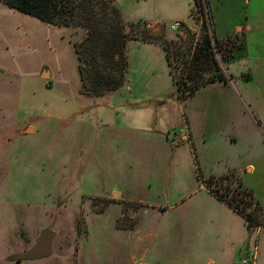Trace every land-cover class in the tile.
Masks as SVG:
<instances>
[{
    "label": "rangeland",
    "instance_id": "obj_1",
    "mask_svg": "<svg viewBox=\"0 0 264 264\" xmlns=\"http://www.w3.org/2000/svg\"><path fill=\"white\" fill-rule=\"evenodd\" d=\"M114 1L126 33L135 34L128 28L135 23L153 40L128 42L123 84L101 96L84 90L79 72L75 45L87 30L50 25L0 2V264L232 261L223 246L230 236L215 224L224 206L209 188L212 172H224L219 159L228 166L252 160L257 172L243 180L264 207V69H256L250 87L240 83L252 94L258 127L253 116H242L241 126L255 128L256 152L247 154L241 144L212 154L203 145L201 94L181 101L171 75L182 69L176 48L192 37L195 45L205 31L214 37L209 8L207 30L194 9L191 22L173 31L172 20L188 18L193 0ZM158 18L165 23H154ZM229 179L215 178L213 187L233 193L241 180ZM253 229L248 251L238 250L233 264L251 253L264 264V229ZM43 230L57 235L51 257L10 260L30 250Z\"/></svg>",
    "mask_w": 264,
    "mask_h": 264
},
{
    "label": "trees",
    "instance_id": "obj_2",
    "mask_svg": "<svg viewBox=\"0 0 264 264\" xmlns=\"http://www.w3.org/2000/svg\"><path fill=\"white\" fill-rule=\"evenodd\" d=\"M5 6L44 23L58 27H75L88 31L84 41L75 45L79 61V72L83 88L94 96L115 91L124 81V55L130 40L140 37L144 42L153 40V35L143 37L137 24L129 25L133 34L126 33L121 9L114 0H0ZM206 8L210 12V0H194L192 9L203 19L204 29ZM140 35V36H139ZM220 41L205 31L201 40L195 45L193 37L189 46L174 50L175 60L182 69H171L173 81L177 86V97L181 101L193 99L203 88L215 83H227L228 77L223 71L219 57L229 64L235 60L242 49L235 39ZM152 42V41H150ZM230 176L221 177V182L230 180ZM215 177L210 178V192L220 201L226 203L239 213L252 228L264 224V207L255 198L251 190L242 183L233 193L222 185L213 187ZM232 193V194H231ZM254 206L252 211L247 207Z\"/></svg>",
    "mask_w": 264,
    "mask_h": 264
},
{
    "label": "crops",
    "instance_id": "obj_3",
    "mask_svg": "<svg viewBox=\"0 0 264 264\" xmlns=\"http://www.w3.org/2000/svg\"><path fill=\"white\" fill-rule=\"evenodd\" d=\"M210 3L214 36L220 41L236 37L235 39L242 49L236 54L237 58L227 64V72L232 80L228 78L227 83H215L203 88L190 102L196 100L201 94L202 120L208 123L204 125L203 145L211 148L209 152L218 154L220 147L227 148L229 145L236 147L245 144L247 154L253 153V150L256 152L257 149L256 130L248 127V124L244 128L241 126L242 116H249V121L252 116L254 117L255 112L250 104L252 94L247 87H242V91L240 83L248 84L247 86L250 87V84L256 79L254 75L256 69H264V0H210ZM191 11L189 9L188 18L176 17L172 22L188 25L192 20ZM154 23H165V21L158 18ZM166 23H170V21ZM229 68H233V73L229 72ZM216 121L223 123L217 127L214 124ZM255 122V127L256 125L258 127L256 119ZM260 127L262 128V124ZM260 127V136H263ZM261 141L264 143L263 140ZM203 149L202 154L206 158ZM229 150L234 152L230 146ZM226 162L224 159H219L218 163L225 166L224 172L221 174L212 172L211 177L219 178L236 174L244 188L250 190L245 185L243 178L245 174L252 175L257 172V167L252 163V160L243 166H228ZM211 195L224 206L225 212H222V219L215 224L222 229L224 235L230 236L228 241H224L223 246L231 248L232 252L228 259H232V261H222L221 258L210 259L207 264H233L235 253L238 250L246 251L250 247V240H248L250 229L243 216L226 203L218 200L213 194ZM227 215L236 217V221L232 219L233 217L226 218ZM251 232H253L252 229ZM241 264H259V261H256V253H251Z\"/></svg>",
    "mask_w": 264,
    "mask_h": 264
},
{
    "label": "water",
    "instance_id": "obj_4",
    "mask_svg": "<svg viewBox=\"0 0 264 264\" xmlns=\"http://www.w3.org/2000/svg\"><path fill=\"white\" fill-rule=\"evenodd\" d=\"M252 230H254L252 228ZM56 233L51 230H43L40 233L38 242L28 251L15 255L10 258L12 262H35L49 258L53 254V245Z\"/></svg>",
    "mask_w": 264,
    "mask_h": 264
},
{
    "label": "built area",
    "instance_id": "obj_5",
    "mask_svg": "<svg viewBox=\"0 0 264 264\" xmlns=\"http://www.w3.org/2000/svg\"><path fill=\"white\" fill-rule=\"evenodd\" d=\"M179 28H181V22H175V23L171 26V29H172L173 31H178ZM187 141H188V137H187V136L181 138V142H182V143H185V142H187ZM253 259H254V258H253Z\"/></svg>",
    "mask_w": 264,
    "mask_h": 264
}]
</instances>
